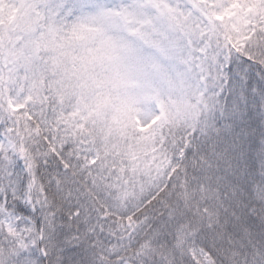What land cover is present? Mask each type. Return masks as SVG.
Returning <instances> with one entry per match:
<instances>
[{
	"label": "snow or ice",
	"instance_id": "1",
	"mask_svg": "<svg viewBox=\"0 0 264 264\" xmlns=\"http://www.w3.org/2000/svg\"><path fill=\"white\" fill-rule=\"evenodd\" d=\"M0 264H264V0H0Z\"/></svg>",
	"mask_w": 264,
	"mask_h": 264
}]
</instances>
